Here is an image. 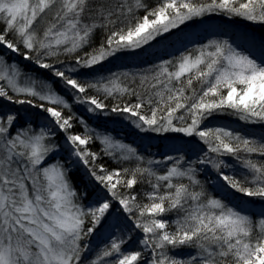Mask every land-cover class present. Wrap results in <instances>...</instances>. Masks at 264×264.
<instances>
[{
  "label": "snow or ice",
  "instance_id": "6c2138e0",
  "mask_svg": "<svg viewBox=\"0 0 264 264\" xmlns=\"http://www.w3.org/2000/svg\"><path fill=\"white\" fill-rule=\"evenodd\" d=\"M140 10L144 15H135ZM212 13L264 26V0H158L152 8L145 0H0V47L51 70L89 112L103 113L107 108L99 96L86 95L89 89L105 99L135 96V103H117L111 112L132 119L141 132L196 137L207 148L186 168L183 155L148 159L145 164L136 148L108 135L93 136L86 126L84 135L71 133L73 117L62 111L69 108L66 99L48 82L22 73L0 56V98L32 107L38 100L47 121L21 122L18 112H0V264H264V215L254 221L209 195L192 166L210 164L223 182L219 188L264 201V159L253 158L264 157V138L202 127L214 114L264 124V60L258 62L227 41L210 40L175 61H161L149 72L111 73L85 83L46 62L63 55L75 59L69 69L73 73L93 69ZM98 30L106 32V38L84 52ZM130 76L138 77L136 88L124 83ZM9 92L31 99H13ZM52 128L66 133L72 155L142 233L139 250L125 251L128 240L112 237L87 256L91 244L81 241L101 226L111 201L87 207L81 203L88 193H78L69 170L54 159ZM94 139L105 146V154L119 153L118 159L135 160V166L97 170V154L86 147ZM219 156L236 160L232 174L221 170L226 165L215 158ZM154 164H164L166 171L158 174ZM137 184L151 190L120 192V187L132 190ZM172 213L174 218L164 219ZM89 218L91 226L85 228ZM185 249L189 251L178 254Z\"/></svg>",
  "mask_w": 264,
  "mask_h": 264
},
{
  "label": "trees",
  "instance_id": "16d2710c",
  "mask_svg": "<svg viewBox=\"0 0 264 264\" xmlns=\"http://www.w3.org/2000/svg\"><path fill=\"white\" fill-rule=\"evenodd\" d=\"M145 3L149 6V8H152L157 5L158 0H145ZM135 15L143 16L144 10L136 12ZM215 18L225 19L228 22H232L234 23L235 28H241L243 30V33L250 31L253 36L261 38L264 41V26L252 24L240 18H229L224 14L212 13L200 18H194L191 21H187L179 28L172 29L170 32L165 33L162 36H158L155 40L151 41L148 45H144L140 49L118 53L114 57L109 58L104 63L95 66L93 69H80L78 70V72L73 73L69 71V69L75 66V59L65 57L63 55H61L58 59H46V62L52 63L57 69L61 71H65L67 75L79 79L81 83L97 80L101 77H107L111 73H146L151 71L152 67L159 64L161 61H175L184 53L195 52L196 49L207 44L210 40L227 41L229 44L235 47V30H230L227 28V26H220L219 28L215 29L212 28V26H210V23L215 21ZM201 22H203V24L204 22H206L207 25L205 26L204 24V26H200ZM198 25L199 27H197ZM37 26L41 29L44 27L43 24H38ZM118 26L119 25H117V27ZM2 28L3 25L0 24V29ZM106 36V32H104L103 30H98L92 39L91 46L86 47L83 51L87 52L90 50V48L99 46L102 39H105ZM21 51H23V49H21ZM80 54L82 55V53ZM0 56H4L6 62L8 63H15L22 71V73H26L28 76L34 77L38 80L48 82L49 86L52 89H54L58 94L62 95L66 99L69 108L62 109V111L65 116L71 115L73 117V127L69 130L71 133L84 135L86 126L89 129L90 134L93 136L108 135L115 141H119L136 148L138 154L145 158V164L148 159L162 161L163 158L168 155H171L173 157L183 155L185 157L183 166L186 168L189 166V162H193L202 158L204 156V153L207 151L206 146L203 145L196 137H185L183 134L171 132L165 134L141 132L138 128L135 127L132 119H125L123 115L111 112V108L117 103H119L121 106H123V104L125 103H135V96H124L123 98L118 97L117 99H105L102 93H97L94 89H89L86 93L87 96H99V98L103 99L107 105V108L103 113L99 111L89 112L87 110L88 105L77 103L76 98L78 94L74 93V91L70 88H66L59 78L53 76L51 70L41 69L32 61L24 60L23 56L21 55L14 56L10 52L7 53L2 47H0ZM58 61H62L63 63H60ZM122 79L124 78L122 77ZM124 83L128 84L130 87L136 88L139 84V79L137 77L135 80H133L130 76L129 78L124 79ZM9 95H13V98L17 97L11 92H9ZM36 101L41 103L38 100ZM4 105L7 106L2 107ZM47 105L48 104L45 103V107ZM33 110L29 105H19L14 103L9 104L0 99V112H18L21 117V122H23L25 119H30L33 123L38 124L44 122L43 120L41 121V119L37 116V113H33L35 112ZM202 127H223L235 133H239L246 138L257 140H261L262 138H264V124H252L240 121L236 116L231 114H214L204 122ZM64 138H66V133H63L58 129L52 132L51 142L55 145V150H64V145L62 144V140ZM86 147L89 151L97 154V160L94 165L97 170L100 166H103L107 171L111 172L116 169L132 168L136 164L135 160L124 161L118 159L117 157L119 156V153H116V157L105 154V152L103 151L105 146L100 142L99 139H94ZM209 155L215 156V154ZM215 158L217 160H222L226 165L225 167H222V171L227 174H232L234 166L237 165L235 159L230 156H219ZM253 158L257 160L264 159V157L259 156H254ZM54 159L62 162L69 170L76 191L80 194L87 192V197L89 198L90 194L92 193L91 191H93L94 189L92 190L91 188L93 184H90L89 182L91 176L89 175L87 169L83 165L70 167L68 165L67 158L63 157V155L61 156L60 154L57 158L54 157ZM168 163L170 164L171 162ZM192 166L196 169V179L199 180L201 184H203L204 189L209 195L213 196L214 198L222 199L225 203L229 204V206L235 207L243 214L249 215L254 221H257L262 216L258 215L254 210H251L250 208L247 209L245 207H241L243 202L242 199L234 200L235 198H230L233 201L232 202L227 196L223 195L218 189L213 186V176L210 173L204 172L201 164L193 163ZM151 167H153L158 172V174H163L166 171V167L164 164H154ZM209 168L210 171L214 172V174H218L210 164ZM235 170L237 172L240 171L238 167H236ZM183 182L187 183V179L185 178ZM150 190L151 189L146 184H137L132 190H126L123 187H120V192L122 194H128V192L142 194V192ZM232 193L234 192L232 191ZM109 198L111 199L110 196ZM140 198L143 199L142 195L140 196ZM245 200L247 202H255L256 204L264 203V201H260L259 199L255 198H252L253 201H251V199L246 197ZM83 201L84 200H82L81 203H84ZM110 201L111 205L118 204L117 201H114L112 199ZM126 215L127 214H124L125 217ZM174 215V213L169 214L168 216H165L164 219H172L174 218ZM108 220L109 218L107 215V217L102 222L101 226L97 228L95 233H97L99 230H102L103 224ZM130 222L131 225H133L132 221ZM88 226H91L90 218L89 223L85 225V228H87ZM137 232L138 233H136L135 235H139L141 237L142 233H140L139 230H137ZM133 237L134 236L129 237L128 243L123 246L125 251L139 250V245L136 244L138 243V240L133 242ZM96 249L97 248H95L94 246H91V251L87 254V256L90 257L92 253L96 251ZM188 251L189 250L185 249L178 254L183 255Z\"/></svg>",
  "mask_w": 264,
  "mask_h": 264
},
{
  "label": "rangeland",
  "instance_id": "374dc122",
  "mask_svg": "<svg viewBox=\"0 0 264 264\" xmlns=\"http://www.w3.org/2000/svg\"><path fill=\"white\" fill-rule=\"evenodd\" d=\"M217 21H219L220 23ZM204 24H205V26L207 25L206 22H204ZM204 24H203V22H201L200 26L201 25L204 26ZM210 24L209 25L212 26V28H214V29L219 28L220 26H227L228 29L235 30V32H236V38L234 39L235 48L238 50H242L246 54H250L253 58L257 59L258 62L264 60V41L261 38L253 36L250 33V31L243 33V30L241 28H235L234 23L228 22L225 19L215 18V21L211 22ZM197 27H199V25ZM199 30H201V29H199ZM196 31H197V29H196ZM4 50L7 53L8 52L12 53L10 50H6V49H4ZM12 54L14 56H18L15 53H12ZM0 99L4 100L5 102H7L9 104H12L11 102H9L8 100H6L4 98H0ZM13 99H31V98H27L24 96H17V97H14ZM34 103L37 105L36 107H32L29 105L32 108V110L36 109V110H33V111H35L33 113H37V116L41 119V121L42 120L44 121V122H42L43 124L47 123V121L44 119L46 114L41 112V110L38 107V105L40 103L37 101H34ZM24 105H28V104H24ZM5 106H7V105H4L2 107H5ZM47 106H49V105H47ZM39 123H41V122H39ZM55 130H57V128H52V132ZM62 144L64 145V150H60V149L55 150V156L54 157L57 158L60 154L61 156L63 155V157L67 158L68 165L70 167L81 166L82 164L79 163L77 158L72 155L71 145L66 141V138H64L62 140ZM89 182H90V184H93V186L91 188H92V190L93 189L94 190L91 191L92 193L90 194L89 198L87 197L86 199H84V201H83L84 203H82V204L85 207H87L89 204H91L93 202H96L98 204L100 202H103L104 199H110L109 196L106 194V190L103 189V187L101 185H98L93 178L90 177ZM213 182L216 184L215 186L217 188H219L218 185L220 183H222L219 179H216V181H213ZM223 193L226 194L225 192H223ZM249 199H251V201H253L252 198H249ZM247 203L249 205H246L244 203H242V205L246 206L245 208H247V209L250 208L251 210H254L258 215H264V203H258V204H256L255 202L254 203L247 202ZM107 215H108L109 220L103 224L102 230H99L97 233H94L90 238L83 240V242H81V244L90 242L91 246L98 248V247L106 244L109 241V239L112 237H119V238H124V239L126 238V240H128L129 237L134 236L133 237L134 240L132 239L133 242L140 239L139 235L138 236L135 235L136 233H138L137 230L134 228L133 225H131V222L128 219H126V217L124 216V213L121 211V208L118 204L112 205L110 208V211ZM111 225H117V227L110 228ZM136 244H138V243H136Z\"/></svg>",
  "mask_w": 264,
  "mask_h": 264
},
{
  "label": "built area",
  "instance_id": "2783aa9c",
  "mask_svg": "<svg viewBox=\"0 0 264 264\" xmlns=\"http://www.w3.org/2000/svg\"><path fill=\"white\" fill-rule=\"evenodd\" d=\"M206 168L205 166H203V169Z\"/></svg>",
  "mask_w": 264,
  "mask_h": 264
}]
</instances>
